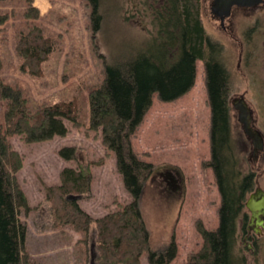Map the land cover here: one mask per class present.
<instances>
[{"label":"rangeland","instance_id":"1","mask_svg":"<svg viewBox=\"0 0 264 264\" xmlns=\"http://www.w3.org/2000/svg\"><path fill=\"white\" fill-rule=\"evenodd\" d=\"M194 1L207 37L221 48L228 72L232 137L241 167L245 173H253V190H264V150L252 155L251 143L231 105L234 98L244 96L253 114V126L264 138V5L235 17L233 32H226L209 15L205 0ZM95 3L100 16L96 30L93 0H32V7L39 12L37 19L25 16L27 6L21 0L0 1V13L7 14L0 25V82L21 90L29 110L70 104L76 116L75 124L65 121L68 132L64 137L41 143H27L21 135L8 137L11 149L22 157L16 178L28 208L19 211L18 219L25 226V253L34 264H97L94 227L91 225L85 235L58 221L56 205L47 194V187L60 183L64 168H89L93 176L90 192L76 200L89 216L101 218L114 210L116 203L132 202L114 154L102 145L100 132L90 129L88 96L102 84L105 66L156 49L155 16L162 10L163 0ZM34 26L53 46L37 75L21 68L22 59L15 50L18 35ZM6 104L0 98V126ZM209 129L204 65L197 60L190 89L170 102L152 94L150 106L130 139L135 156L152 165V171L142 179L138 209L151 251L174 243L175 257L168 264H187L190 255L201 249L198 224L207 230L218 226L220 195L207 165ZM66 146L76 149L74 160L60 157L59 150ZM165 169L182 176V180L177 177V193L158 176ZM246 213V222H237L235 254L243 264H264V230L260 235H246ZM148 252L142 255V264H148Z\"/></svg>","mask_w":264,"mask_h":264},{"label":"trees","instance_id":"2","mask_svg":"<svg viewBox=\"0 0 264 264\" xmlns=\"http://www.w3.org/2000/svg\"><path fill=\"white\" fill-rule=\"evenodd\" d=\"M21 1L27 6L25 16L37 19L39 12L32 7V0ZM95 1L92 22L96 30L100 16ZM161 8L155 16L156 49L105 66L102 84L91 89L88 96L90 129L100 132L102 145L109 154H114L132 202L116 203L115 209L108 210L101 218L89 216L78 206L75 197L90 192L93 176L88 167L80 165L77 169L64 168L60 183L47 187L46 191L56 205L58 221L85 235L91 225L94 227L97 264H142L141 257L147 251L148 264H168L175 257L174 243L151 251L138 209L142 179L152 171V165L135 156L130 139L150 106L152 94L170 102L186 93L194 83L195 62L201 60L210 107L207 165L214 174L220 206L215 230H207L201 223L197 225L203 244L190 255L187 264H243L234 251L236 228L239 219L246 222L244 203L253 191L254 175L243 171L233 141L229 76L221 60L222 51L207 37L194 0H163ZM6 19L7 14L0 13V25ZM15 50L22 59L21 68L37 75L53 46L41 29L34 26L18 35ZM0 98L7 103L4 127L0 126V264H34L25 253V226L18 219L19 211L28 208L16 178L22 157L11 149L8 137L21 135L27 143L64 137L68 132L65 121L76 123L75 111L70 104L43 105L29 110L21 90L2 82ZM59 155L64 160H74L76 149L63 147Z\"/></svg>","mask_w":264,"mask_h":264},{"label":"water","instance_id":"3","mask_svg":"<svg viewBox=\"0 0 264 264\" xmlns=\"http://www.w3.org/2000/svg\"><path fill=\"white\" fill-rule=\"evenodd\" d=\"M264 0H213L212 13L229 16L232 6L251 7L263 3ZM232 108L237 112V120L242 127L243 133L251 143L252 154L256 155L264 150V138L253 126V114L245 101L244 96L236 97L231 102ZM79 199L80 197H75ZM246 211L249 213L248 226L253 233L260 235L264 230V190L256 187L251 192L244 203Z\"/></svg>","mask_w":264,"mask_h":264},{"label":"flooded vegetation","instance_id":"4","mask_svg":"<svg viewBox=\"0 0 264 264\" xmlns=\"http://www.w3.org/2000/svg\"><path fill=\"white\" fill-rule=\"evenodd\" d=\"M205 1H206V4H207V10H208L209 15L211 16V18L219 24V27L222 29V31H226V32H233V20H234L235 17H237L241 13L255 11L256 9H258L262 5H264V2H263V3L259 4V5L251 6V7L232 6L229 16H224L223 17V16H221V14L219 15V13H220V12H218L219 10H217L218 14H213L212 13V8L211 7L213 5V0H205ZM256 155L254 154L253 156H256ZM172 171L171 170L168 171L166 169L163 170V171H159L158 172V176L160 177V179H163L166 182L168 189L172 190L174 193H177L178 189H180L178 187V184L176 183L177 182V177L179 179L181 178V180H182V176L179 175L176 171H174L175 174ZM245 232H246V235H248L249 233H252L253 230H252V228H250L247 225V228H246Z\"/></svg>","mask_w":264,"mask_h":264}]
</instances>
